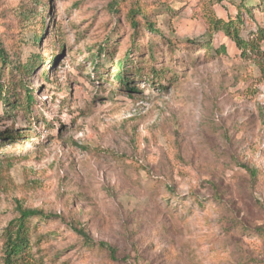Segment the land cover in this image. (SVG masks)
Instances as JSON below:
<instances>
[{
	"label": "rangeland",
	"instance_id": "rangeland-1",
	"mask_svg": "<svg viewBox=\"0 0 264 264\" xmlns=\"http://www.w3.org/2000/svg\"><path fill=\"white\" fill-rule=\"evenodd\" d=\"M144 1L156 35L123 1L0 0L12 66L33 64L31 106L0 100V235L17 206L58 216L21 264H264V0ZM238 13L244 58L211 25Z\"/></svg>",
	"mask_w": 264,
	"mask_h": 264
},
{
	"label": "trees",
	"instance_id": "trees-1",
	"mask_svg": "<svg viewBox=\"0 0 264 264\" xmlns=\"http://www.w3.org/2000/svg\"><path fill=\"white\" fill-rule=\"evenodd\" d=\"M114 1H123V3H129V8L126 12V19L128 25L134 30H138L139 27L147 28L153 35L157 34V18L159 12L157 8H150L145 5L144 0H114ZM224 0H209L211 4H219ZM246 0H241V5L246 7L244 3ZM175 6V5H173ZM164 8L165 11L161 10V13L172 14L171 8L169 6H161V9ZM243 24V17L241 13H238L234 18H228L226 21L213 20L211 25L221 32L224 36L228 37L235 45L236 49L240 52L241 57H246L248 53H258V44L254 40H244L240 36V28ZM42 29L39 31L41 32ZM41 38V33L37 37L35 36V42L39 41ZM106 44V43H105ZM104 44V45H105ZM111 44V43H110ZM108 46L101 48L100 54H108ZM112 48V46L110 45ZM127 55H124L122 59L116 61L118 65V70L114 77L116 79L124 81V72L123 69L127 68L126 61ZM97 64V63H96ZM94 64V65H96ZM33 64H20L17 63L12 66V62L9 60V56L6 53L2 43L0 42V80L4 74L18 76L19 80H12L10 77L5 82H0V100L5 105H8L11 109L14 108H23L30 107L33 103L32 92L25 88L23 81L20 79L22 75H28L33 70ZM125 77V76H124ZM19 88L23 90L22 97L15 96L13 100L9 99V96L13 94L9 93L14 91V89ZM9 93V94H8ZM1 95H4L1 97ZM6 95H9L6 97ZM20 99V100H19ZM24 101V102H22ZM15 132L14 134H16ZM17 216L10 220L6 227L3 229L2 234L0 235L1 241V252H2V264H21L25 262L31 246L30 241V227L31 221L34 223H45L51 219L58 218L57 215L50 213H42L37 209H21L17 206ZM72 227V226H71ZM72 230L82 237L84 243L88 246L93 245V242L86 236L82 229L73 227ZM98 246L108 251L109 256L114 259L115 249L105 242H99Z\"/></svg>",
	"mask_w": 264,
	"mask_h": 264
}]
</instances>
